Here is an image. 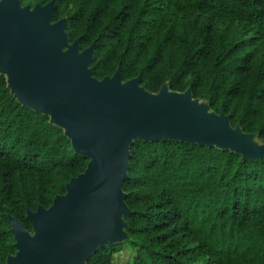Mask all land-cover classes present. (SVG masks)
I'll return each instance as SVG.
<instances>
[{"label":"trees","instance_id":"obj_1","mask_svg":"<svg viewBox=\"0 0 264 264\" xmlns=\"http://www.w3.org/2000/svg\"><path fill=\"white\" fill-rule=\"evenodd\" d=\"M51 0H20L32 7ZM69 43L96 42L101 80L158 93L163 85L223 110L264 144V0H55ZM89 157L50 115L24 106L0 72V262L15 254L10 217L33 231L28 210L50 207ZM128 237L86 264H264V159L180 140H138L123 183ZM129 248L123 263L115 256Z\"/></svg>","mask_w":264,"mask_h":264},{"label":"water","instance_id":"obj_2","mask_svg":"<svg viewBox=\"0 0 264 264\" xmlns=\"http://www.w3.org/2000/svg\"><path fill=\"white\" fill-rule=\"evenodd\" d=\"M54 3L0 0V72L24 106L50 115L75 152L90 160L50 207L28 210L32 232L10 217L17 252L6 264H86L99 247L126 239L123 183L134 141L173 139L264 159V145L233 127L223 110L201 104L190 88L163 85L151 93L139 77L123 81L120 67L113 76L94 77L96 42L84 50L79 38L70 44L67 18L52 21Z\"/></svg>","mask_w":264,"mask_h":264},{"label":"rangeland","instance_id":"obj_3","mask_svg":"<svg viewBox=\"0 0 264 264\" xmlns=\"http://www.w3.org/2000/svg\"><path fill=\"white\" fill-rule=\"evenodd\" d=\"M201 104L207 105V103L205 101H200ZM254 141L259 144V145H264L260 140H258L257 138H255L254 136ZM133 253L129 248H126L125 250H123L121 253H118L115 256V262L116 263H123L125 261H128L131 257H132Z\"/></svg>","mask_w":264,"mask_h":264}]
</instances>
